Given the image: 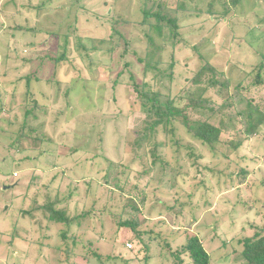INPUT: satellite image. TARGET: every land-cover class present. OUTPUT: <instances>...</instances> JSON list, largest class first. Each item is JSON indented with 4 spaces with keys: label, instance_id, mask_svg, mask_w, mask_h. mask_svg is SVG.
Wrapping results in <instances>:
<instances>
[{
    "label": "rangeland",
    "instance_id": "1",
    "mask_svg": "<svg viewBox=\"0 0 264 264\" xmlns=\"http://www.w3.org/2000/svg\"><path fill=\"white\" fill-rule=\"evenodd\" d=\"M159 2L175 35L145 20ZM230 2L0 0V264H172L192 234L211 264H248L242 239L264 229V125L224 158L226 144L214 157L178 124L195 155L181 149L165 175L151 155L164 131L143 138L154 116L140 95L183 106L210 63L219 83L208 74L204 96L215 103L198 116L218 125L212 107L233 101L223 137H246L250 103L264 111V86L248 75L264 63V0ZM49 199L89 212L56 222L40 209Z\"/></svg>",
    "mask_w": 264,
    "mask_h": 264
},
{
    "label": "trees",
    "instance_id": "2",
    "mask_svg": "<svg viewBox=\"0 0 264 264\" xmlns=\"http://www.w3.org/2000/svg\"><path fill=\"white\" fill-rule=\"evenodd\" d=\"M238 0H231L230 4H237ZM160 3V2H159ZM159 10L155 11H146L145 13V20L154 17L156 22L150 25L153 29L156 30L158 35L162 32V24L163 21L167 22L168 24L172 25L173 34L175 35V29L177 30V19L174 17H170L169 13L166 11V7H163L161 3L158 5ZM162 7V8H161ZM161 8V9H160ZM169 16V17H168ZM165 22V23H166ZM151 28V27H150ZM195 49V48H194ZM150 55V54H149ZM152 61V60H151ZM158 62V61H157ZM215 69L212 67L210 63H203L202 67L196 74L194 75L193 79L198 83V87L193 91L188 97L185 105L180 106L177 104L176 99H168L166 102H162L159 94H154L153 96L148 95L145 91H141L140 95L144 98L142 100V106L146 109V111L153 113L154 119L149 123L146 132L143 133V138L148 136L149 132H153L155 134L154 128L161 127L164 131V141H158L154 143V148L151 150V155L153 156L152 163L156 164V162H161V170L164 171L166 175L167 170L171 168L169 164L171 163L172 157L178 155L181 157V149H187V157L191 158V156L195 155V145L190 141L188 143H184L183 137H180L177 132L178 126L181 124L183 128L186 130V133L191 137L192 141H198L203 147L209 148L212 152L214 157L220 155V151L218 150L219 144H225L227 147L228 155L224 158L229 157V153L231 151L239 150L242 144H246V142H250L252 138L259 133L260 129L264 125V111L259 110V107L249 105V110L247 112V118L249 119V127L245 131L246 137L244 139L242 136L240 138L230 139V136L223 137L225 133V124L230 121V117H226L228 112V108L231 107L233 101H224L221 103L218 108L213 109L211 115L219 116L220 124H214L209 121V118L204 116H198L197 110L203 109L205 106H208L210 103H215V100L211 97H205L204 94L206 92V86L204 85L205 78L211 75L212 78L207 79L208 86H214L219 83L217 78H214L215 75L213 73ZM264 70V63L259 65V68L256 70L251 71L248 75L252 76V86H264V78H263V71ZM255 76V77H254ZM247 76L240 79L236 87L240 85L242 80ZM219 93L223 94L224 91L229 92L230 88V79L226 78V80L222 81L219 85ZM68 94V93H67ZM69 95V94H68ZM207 103V105H205ZM237 114H241L238 112ZM198 116V117H195ZM227 118V119H226ZM233 119V117H231ZM241 123H243V119L240 118ZM238 121L237 123H239ZM179 124V125H178ZM178 125V126H177ZM232 125L233 123H229L228 126ZM245 126V125H244ZM243 131V132H244ZM144 138V139H145ZM235 140V141H234ZM159 146H163L166 150V154L163 156L161 151L158 149ZM233 148L231 150L230 148ZM230 149V151L228 150ZM170 152L172 154L170 155ZM184 166L180 164V168ZM173 168V167H172ZM238 172V177L244 180L247 172L240 168ZM264 181V180H263ZM164 183H162L163 185ZM166 187V186H165ZM169 189H175V187H168ZM50 198V197H49ZM57 198V197H55ZM179 197L176 199L178 202ZM49 203L45 206H41L40 209L46 208L45 212L50 213V219H54L56 222H62L69 224L75 219L80 218V215H68L66 208H56L55 204H57L56 200L49 199ZM182 205V204H181ZM69 210V209H68ZM89 209L83 210V215H87ZM264 230V229H263ZM262 231H255V233L251 237H246L242 239L243 242V257L247 260L248 264H264V234ZM63 237L66 238L67 232L64 231ZM177 249V248H176ZM175 249V250H176ZM173 257L174 264H180L182 262V255L187 254L193 264H211V256L207 249L205 248L204 242L196 234H192L188 237L187 242L185 245L182 246L181 249H177L176 251L170 250L169 252Z\"/></svg>",
    "mask_w": 264,
    "mask_h": 264
},
{
    "label": "crops",
    "instance_id": "3",
    "mask_svg": "<svg viewBox=\"0 0 264 264\" xmlns=\"http://www.w3.org/2000/svg\"><path fill=\"white\" fill-rule=\"evenodd\" d=\"M82 213H83V211H82ZM82 213H81V214H79V215H80V217H81V219L85 217V215H83ZM68 215H69V214H68ZM127 242H130V241L128 240ZM127 248H128V247H127ZM185 255H187V254H185ZM187 256H188V255H187ZM189 259H190V258H189ZM182 261H183V263H182V264H185V263H186V260H185V259H183ZM172 264H174V263L172 262Z\"/></svg>",
    "mask_w": 264,
    "mask_h": 264
},
{
    "label": "built area",
    "instance_id": "4",
    "mask_svg": "<svg viewBox=\"0 0 264 264\" xmlns=\"http://www.w3.org/2000/svg\"><path fill=\"white\" fill-rule=\"evenodd\" d=\"M14 174L16 175L17 173L15 172ZM126 245H127L128 248H131V249H132V247H133V245H132L131 243H128V242H127Z\"/></svg>",
    "mask_w": 264,
    "mask_h": 264
}]
</instances>
